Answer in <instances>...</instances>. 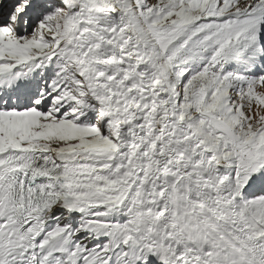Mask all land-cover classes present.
Here are the masks:
<instances>
[{"label": "snow or ice", "instance_id": "6c2138e0", "mask_svg": "<svg viewBox=\"0 0 264 264\" xmlns=\"http://www.w3.org/2000/svg\"><path fill=\"white\" fill-rule=\"evenodd\" d=\"M0 264H264V0H0Z\"/></svg>", "mask_w": 264, "mask_h": 264}]
</instances>
